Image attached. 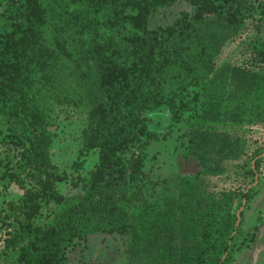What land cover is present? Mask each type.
<instances>
[{
  "label": "trees",
  "instance_id": "16d2710c",
  "mask_svg": "<svg viewBox=\"0 0 264 264\" xmlns=\"http://www.w3.org/2000/svg\"><path fill=\"white\" fill-rule=\"evenodd\" d=\"M176 1L0 0V109L18 149L0 150V264H68L95 232L126 234L130 257L149 264H232L255 241L258 225L246 234L237 212L254 196L264 146L214 124L264 123V70L217 66L230 39L261 23L264 3L188 0L192 10L150 25ZM162 105L177 120L199 105L175 188L144 169L159 140L144 112ZM58 106L85 112L83 150H98L90 176L75 181L86 190L73 194L59 190L67 175L50 153ZM239 161L247 183L208 189Z\"/></svg>",
  "mask_w": 264,
  "mask_h": 264
},
{
  "label": "rangeland",
  "instance_id": "374dc122",
  "mask_svg": "<svg viewBox=\"0 0 264 264\" xmlns=\"http://www.w3.org/2000/svg\"><path fill=\"white\" fill-rule=\"evenodd\" d=\"M261 2L264 3V0ZM184 9L192 10L189 1L177 0L171 7L155 12L150 18V25L155 27L159 24L170 23ZM259 21L252 19L239 35L224 45L217 58V66L220 67L225 62H231L264 70V17L261 23ZM198 109L199 105H196L194 109L187 110L183 113L181 120L175 118L168 105L148 109L144 112L150 117L149 124L152 134L155 132L159 134V140H151V144L147 147L144 169L153 177L166 179V182L162 180V186L175 188L177 185L175 178L182 172L178 164V156L187 147L190 129L200 122L197 115ZM56 110L50 125L52 132L50 153L56 170L67 175V178L58 184V188L63 194L85 191L84 181L78 185L75 184V181L79 175L89 177L90 170L98 162V150H83L82 132L85 125V112L60 106ZM163 117L166 128L161 127L160 121ZM214 126L219 129L248 133L249 136L251 134L252 148L258 145L264 146V123L255 126L250 132L245 124L217 123ZM10 132V124L0 109V150L4 156L13 158L18 149L10 140ZM260 156L263 157V160L259 174L256 175L258 182L254 184L255 180L248 185L254 186L255 192L248 207L245 206L243 209L245 211L243 231L249 235L255 225H258L259 228L255 241L248 243V247L239 251L242 253L243 250H246L242 257L244 260L248 252L255 251L254 254L258 255V260L254 263L250 258H247L246 263L243 264H264V152ZM241 164L242 161L228 162L226 174L208 177L210 178L206 183L208 189L217 191L221 188L238 187L247 183L248 180H245L246 176L240 169ZM258 183H260L259 187H257ZM12 190L20 192L16 186H13ZM2 199L3 195L0 196V208L3 207ZM259 216H261L260 219ZM128 246L126 234L91 233L70 249L68 264H149L148 256L139 260L132 259ZM250 255L252 256V254Z\"/></svg>",
  "mask_w": 264,
  "mask_h": 264
},
{
  "label": "crops",
  "instance_id": "0c3cea01",
  "mask_svg": "<svg viewBox=\"0 0 264 264\" xmlns=\"http://www.w3.org/2000/svg\"><path fill=\"white\" fill-rule=\"evenodd\" d=\"M264 236V235H263ZM246 252V250H243L242 253L241 252H238L235 256V260L233 261L232 264H243V263H246V259L250 258L254 263L257 262L258 260V255L257 254H254V252H248L247 256L245 257V260L242 258L244 253ZM252 254V256L250 255Z\"/></svg>",
  "mask_w": 264,
  "mask_h": 264
},
{
  "label": "water",
  "instance_id": "95a60500",
  "mask_svg": "<svg viewBox=\"0 0 264 264\" xmlns=\"http://www.w3.org/2000/svg\"><path fill=\"white\" fill-rule=\"evenodd\" d=\"M258 182V180L256 179V181L254 182V184H256ZM251 187V185L248 187V189ZM247 189V190H248ZM245 204H246V199H244V201H243V205L241 206V208L238 210V212H237V216H238V220H237V224H236V226H238L239 224H240V221H241V212H242V210L244 209V207H245Z\"/></svg>",
  "mask_w": 264,
  "mask_h": 264
}]
</instances>
